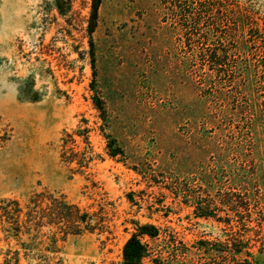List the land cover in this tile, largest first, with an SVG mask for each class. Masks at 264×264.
<instances>
[{
  "label": "rangeland",
  "instance_id": "1",
  "mask_svg": "<svg viewBox=\"0 0 264 264\" xmlns=\"http://www.w3.org/2000/svg\"><path fill=\"white\" fill-rule=\"evenodd\" d=\"M221 1L246 15L239 45L227 39L228 23L219 33L206 23L211 0H103L93 70L91 0H0V201L25 206L41 191L89 211L105 201L112 228L69 235L52 254L45 250L49 227L37 238L5 241L0 226V264L9 249L20 252L21 264H122L133 222L169 228L191 247L223 240L224 224L197 216L183 193L217 200V190L248 187L257 203L256 188L242 175L247 167L263 177L264 94L254 73L244 81L230 69L264 63V0ZM198 3L206 6L203 24L188 30L181 7ZM221 49L231 55L214 70L211 59L215 52L224 58ZM95 90L108 111L106 133L124 157L106 152ZM84 119L105 160L80 174L62 161L61 137L85 126ZM260 207L264 212V201Z\"/></svg>",
  "mask_w": 264,
  "mask_h": 264
},
{
  "label": "trees",
  "instance_id": "2",
  "mask_svg": "<svg viewBox=\"0 0 264 264\" xmlns=\"http://www.w3.org/2000/svg\"><path fill=\"white\" fill-rule=\"evenodd\" d=\"M102 1L91 0L88 32L93 70H95V52L92 34L97 25ZM204 7L206 6L203 3H198L197 7L182 6V26L188 30L200 29L203 24ZM208 9L209 20L206 21V23L210 21L208 26H211L214 32L219 33L222 32L220 31L221 26L225 22L228 23L227 39L236 45L241 44L237 40V33L240 28L246 26L247 22L242 20L246 15L238 8H227L221 0H211ZM194 10H196L195 13ZM188 14H194V16L190 18ZM262 41L264 42V40ZM221 51L225 55L224 58L217 57L218 54L215 52L211 59L214 70L223 68L231 55L230 51L222 49ZM262 53L264 57V46ZM230 70L235 76H238L237 78L240 77L244 81L247 76L254 73L259 79L257 83L264 94V63L256 66L251 61L248 64L240 62ZM93 104L102 120L101 131L107 140L106 152L108 156L114 159L118 156L124 157V149L119 145L117 139L106 133L108 111L104 99L97 90L93 96ZM83 121L85 126H79L73 132L64 131L61 137L62 161L71 167L72 172L80 174L87 172L92 164L105 160L104 156L94 149L91 140L92 129L87 126L86 119ZM76 136L82 138L84 146L78 144ZM243 169L245 172L242 175L244 183L246 186L256 188L257 192L254 195L258 198H254V200L258 204L251 201L248 187L244 188V191H239L236 187L217 190L215 195L217 200L212 199L210 194L203 197L198 193L193 195L183 193L186 203L192 204L197 216L213 217L224 224V228H222L223 240H199L191 247L179 239L169 228L162 229L150 223L133 222L135 232L123 247L122 264H144L145 260L149 261V264H196L195 257L205 258L208 261L205 264H264V212L260 207V203L264 201V173L261 174L263 177L259 178V174L254 172L250 174L247 167ZM208 185H212V183ZM190 198H193L194 201L190 202L188 200ZM107 204L102 201L98 210L89 211L68 200L66 195L49 191L34 193L25 206L17 199H3L0 201V226L4 234L3 239L5 241L11 238L20 240L24 234L37 238L42 228L46 226L50 229V235L45 250L56 254L59 252L58 242L65 241L69 235L96 232L112 234ZM221 213H225V216H220ZM41 257L49 258V260L55 258L47 255H41ZM4 263L21 264L20 252L9 249Z\"/></svg>",
  "mask_w": 264,
  "mask_h": 264
}]
</instances>
